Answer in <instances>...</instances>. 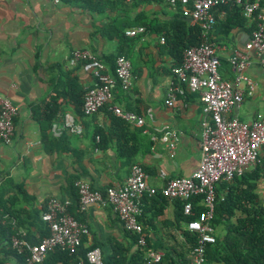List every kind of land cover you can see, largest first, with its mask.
Masks as SVG:
<instances>
[{
    "label": "crops",
    "instance_id": "crops-1",
    "mask_svg": "<svg viewBox=\"0 0 264 264\" xmlns=\"http://www.w3.org/2000/svg\"><path fill=\"white\" fill-rule=\"evenodd\" d=\"M140 11L152 24L172 20L175 13L166 1H142L128 10V19H135ZM106 22V16L84 6L82 0H0V96L8 97L18 106L12 138L0 142V206L16 215L6 212L3 219L10 225L12 235L37 242L48 234L41 213L50 199H57L71 205L79 221L85 224L83 248L98 246L103 260L111 256L118 244L130 256L138 249L136 241L108 204H90L83 211L77 209L76 182L86 181L91 188L102 190L125 181L134 163L146 172L149 186L160 187L167 178L190 176L199 164L202 130L198 93L185 91L176 94L175 100L167 101L172 83H176L171 71L173 58L164 48L160 35L149 28L130 37L134 39L131 48L122 44L131 62L132 84L128 90L117 87L112 99V104L143 117L142 126L123 118L140 132L143 148L130 160L118 156L115 143L98 149L93 134L97 127H108L107 111L78 115L68 97H64L59 107L57 120L65 113L73 114L83 125L82 134L64 132L53 137L48 128L52 138L42 140V124L35 117L38 105L55 90L65 88L67 80L63 73L70 74L73 70L67 62L72 51L84 48L102 58L117 49V39H106L99 33ZM250 24L251 20L226 36L212 35L220 60L219 71L225 79L233 80L236 75L230 63L234 52H247ZM247 54L253 64L243 72L253 80L254 90L250 95L245 94L232 114L241 121L251 122L258 114L264 116V68L255 52ZM73 75L82 87L93 84L91 73L81 67L74 68ZM171 133L176 137L173 146L161 140L163 134ZM161 170L166 172L165 178L160 177ZM260 194L264 195V189ZM151 198L143 195L138 215L146 243L162 253V248L173 246L175 253L185 254L188 229L185 221L175 216V201L168 199L157 214L161 204ZM3 241L0 240V264H24L19 259L24 252L15 251L7 239Z\"/></svg>",
    "mask_w": 264,
    "mask_h": 264
},
{
    "label": "built area",
    "instance_id": "built-area-1",
    "mask_svg": "<svg viewBox=\"0 0 264 264\" xmlns=\"http://www.w3.org/2000/svg\"><path fill=\"white\" fill-rule=\"evenodd\" d=\"M131 2L133 0H123ZM173 7L182 4V14L191 24L202 27L204 39L200 45L190 47L183 53L181 65L173 66L175 77L168 93V102L175 100L176 94L196 92L202 107L200 158L197 169L190 176L167 178L160 187L149 186L147 174L138 163L130 167L125 181L109 185L102 190L91 188L88 182H76L78 205L84 210L90 204H108L117 214L124 229L136 236L139 250L146 248L143 225L138 220L141 201L144 194H161L170 200L184 201L183 212L189 214L192 208L190 199L202 197L204 210L198 217L187 221L186 228L197 233L196 244L188 249L187 264H204L205 245L215 241L214 227L211 225L214 212L215 184L231 181L249 168L254 167L264 156V116L258 114L251 122L241 121L232 111L254 90L253 80L243 70L253 64L247 52H255L258 63L264 68V0H237L243 8V15L256 20L245 44L247 52L235 51L230 63L235 67L233 80L225 79L219 71L220 60L217 47L207 39V34L215 22L213 9L232 0H165ZM146 31L145 26L127 27L124 34L134 37ZM163 40V39H162ZM68 65L81 63V69L90 72L93 84L85 87L82 97L84 115L96 113L107 105L116 116L133 122L137 126L144 123L143 117L112 104L117 84L128 90L132 84L131 62L124 55H118L114 62V72L107 73V66L92 52L76 48L67 58ZM245 85V88L243 87ZM18 106L8 97L0 96V142H7L14 131V117ZM50 132L60 137L64 132L80 135L83 125L71 113H65L61 120L51 124ZM175 134H163L161 140L169 146L174 145ZM160 177L166 172L161 170ZM66 204L50 199L41 213V219L47 224L48 234L41 240L31 243L21 235H12L11 247L17 252L26 253L25 264H42L49 250L59 247L71 254H77L83 246L82 236L87 234L84 223L78 221L66 211ZM163 253L150 249L146 253L145 264H161ZM76 264H103L98 246L87 249L77 256Z\"/></svg>",
    "mask_w": 264,
    "mask_h": 264
},
{
    "label": "trees",
    "instance_id": "trees-1",
    "mask_svg": "<svg viewBox=\"0 0 264 264\" xmlns=\"http://www.w3.org/2000/svg\"><path fill=\"white\" fill-rule=\"evenodd\" d=\"M142 1L165 2L164 0H133L131 2L123 0H82L84 6L91 7L106 16L107 22L99 29L100 35L106 39H117L119 42L115 52L98 58L108 67L106 69L107 73L114 72V62L118 55H124L128 58L125 48L132 46L130 42H133L134 39L124 34V29L127 27L143 25L146 29L149 30L150 28L159 34L164 41V48L173 58L174 66L181 65L183 53L186 49L200 45L204 39L202 27L198 23L191 24L189 22V19L182 14L183 8L180 3L174 6V16L172 20L167 22L152 24L143 11L138 12L135 19L130 21L127 15L128 10L138 6ZM166 4L172 6L168 2ZM213 13L215 22L207 34V39L211 43H214L212 41L213 34L226 36L231 30L243 27L250 20L243 15V8L237 0L216 6ZM255 26L256 20L253 19L250 24L251 31ZM123 43L125 48L122 45ZM80 66L81 63L74 66L70 74L63 73L67 80L65 88L55 90L48 100L38 105L35 117L42 124V140L52 138L48 135L47 129H50L51 124L57 121L56 116L64 97H68L70 102L74 104L78 115H84L82 97L85 87H82L78 78L73 75L74 68ZM117 85L119 87V84ZM107 107L105 105L99 110L105 109L107 111L110 122L107 128L100 126L94 130L93 140L96 142L95 146L103 150L110 144L115 143L118 156L121 159L130 160L143 148L139 138L140 132L132 129L126 120L116 116ZM70 185L74 187L72 182H70ZM17 187L20 186L17 185ZM261 189H264V156L260 157L259 162L254 167L249 168L239 176H235L233 180L220 181L215 184L214 212L211 220V225L215 230V241L205 245L204 264H264V201L260 194ZM74 195V203L77 201L76 207L79 209L78 193L77 195L74 193ZM151 201L161 204V207L156 211L158 214L162 212L168 198L157 194L152 196ZM174 201L176 204L175 216L177 219L184 220L185 223L196 219L205 208L201 196L190 199L192 208L189 214L183 212L184 201L180 199ZM66 211L79 221L72 211L71 205L67 206ZM6 212L10 216L16 215L12 210L0 206V240L6 241L7 239L10 243L11 227L7 224V220L3 219ZM46 231L48 233V227ZM128 233L136 241V236L130 232ZM197 238L196 232L185 231L186 255L188 249L196 244ZM82 241L84 242V236H82ZM94 246L96 245L87 248L81 246L77 254H71L66 249L55 247L48 251L49 256L42 264H56V262L76 264L77 256H82L87 249ZM149 249H153V247L147 242L144 251L137 249L129 256L118 244L114 247L111 256L103 260V264H145L146 253ZM162 249L164 253L161 264H187L186 255L180 252L175 253L173 246H166ZM173 253L176 254V257ZM19 259L25 264L26 253L21 255ZM49 260L55 263H49Z\"/></svg>",
    "mask_w": 264,
    "mask_h": 264
},
{
    "label": "rangeland",
    "instance_id": "rangeland-1",
    "mask_svg": "<svg viewBox=\"0 0 264 264\" xmlns=\"http://www.w3.org/2000/svg\"><path fill=\"white\" fill-rule=\"evenodd\" d=\"M261 196H262V198H263V201H264V195H263V194H261Z\"/></svg>",
    "mask_w": 264,
    "mask_h": 264
}]
</instances>
